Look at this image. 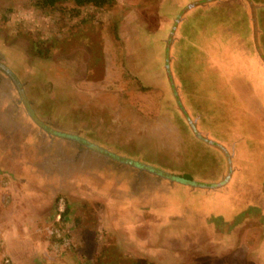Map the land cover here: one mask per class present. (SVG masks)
<instances>
[{"label":"rangeland","instance_id":"obj_1","mask_svg":"<svg viewBox=\"0 0 264 264\" xmlns=\"http://www.w3.org/2000/svg\"><path fill=\"white\" fill-rule=\"evenodd\" d=\"M165 1L0 0V264H264V0ZM104 88L141 120L98 150L69 122Z\"/></svg>","mask_w":264,"mask_h":264},{"label":"crops","instance_id":"obj_2","mask_svg":"<svg viewBox=\"0 0 264 264\" xmlns=\"http://www.w3.org/2000/svg\"><path fill=\"white\" fill-rule=\"evenodd\" d=\"M167 1L168 0H166L165 2H167ZM175 1H177V0H175ZM134 46H136V49H137V44H135ZM139 46H142V45L139 44ZM106 75H107V73H106ZM104 76H105V73L102 74V75H98V77H90V78H88V81H91V82L92 81H97V82L99 81L100 82L101 80H104L103 79ZM85 81H87V80L85 79ZM124 81H125L124 88L126 87V85H128V87L134 85L136 87V92H145L147 90V89L146 90H141L139 88L138 81L142 85H143V83L141 82V80L139 78H137L136 76L130 74L126 68H124L123 71H122V82H124ZM99 84H101V83H99ZM97 86H100V85H97ZM143 86L146 87L145 85H143ZM89 93H90L91 97H86V98H89V100L85 102L86 105L88 106V104L96 103L98 106L97 107H95V106L94 107H90V110L88 109L86 111L87 113H86L85 116L83 115V113L79 112V111H81L79 109H78L79 110L78 113L74 112L73 114H77V116H78V118L74 119V121H76L77 123H76V125H74L73 123H75V122H72V123L69 122L70 123L69 128L75 129V130L83 129L84 132H85V136L88 138L86 142H88V145H90V146H99V145H97V142L95 141V139H99V140L102 141V143H104L102 136L103 135H107L105 133V130H109L110 129L109 127L114 128V129H116L118 131L117 126L120 125L119 129H123L124 130L125 128H127L126 124H125L126 122H131L132 123V116L133 115L136 114V118H138L139 116L141 117V113L137 112V110L131 104H129V102L126 100L127 94H130L128 92V89H126L125 91L124 90L119 91V90H116V89H106V88H104V89H93V91L92 92L90 91ZM103 98L105 100L101 101L100 99H103ZM94 99H99L100 101H93ZM81 102L83 103L82 100H81ZM83 108H85V107L83 106ZM176 112H177V115H178L180 112H182V110L179 109ZM67 114L64 113L61 116H64V118H65V117H67ZM125 115H127L128 118L125 119ZM177 118H178V116H177ZM136 120L140 121L141 119L138 118ZM118 121H119V124H118ZM121 122L123 123V125H122ZM180 127L183 128V125H182L181 121H180ZM124 131H126V130H124ZM108 135H109V136H107V141L108 142L105 141V143L109 144L110 146L111 145H115V143H117V141H122V140L119 139L118 135L115 134L114 132H111ZM122 144H124V142ZM125 145H127V144H125ZM112 155L116 156L114 154H112ZM112 155H111V158L116 159V161L120 160V159H118L119 158L118 156L113 157ZM120 161H123V160H120ZM103 178H105V177H103ZM108 184L109 183H107L104 186L103 190H105V187L106 188L109 187ZM263 190H264V188H263ZM27 206L28 205H8V208H12L13 213L16 212V210H17L20 213V215H23V211L24 210L27 211V209H26ZM32 207H38V205H32ZM21 225H23V227L25 228V222H24V224L21 223ZM43 226H46V224L45 223H41V221H39L37 218H34L32 223L29 222V226L27 227V232L29 233L30 238L31 239H36L37 231L39 229H41V227H43ZM154 226H156V224H154ZM166 226H170V225H166ZM20 228H22V227H20ZM15 229H16L17 232L19 231L18 227H15ZM179 230L181 232H183V233H181V235L187 241H190L193 238H195L196 241L205 240V232H206L205 228L204 229L200 228L199 230H197V229L194 230L193 229L192 233L191 232L188 233L189 235L185 234V233L188 232L187 229H184L182 227ZM153 231H154V234L156 235L157 228H154ZM213 234H215V233H213ZM150 235L152 236L153 234H150ZM190 236H192L193 238H189ZM220 239H222V238H219V240ZM124 240L125 241L126 240L127 241L128 240L129 241L130 240L137 241V240H140V239L139 238H135V234L132 233L130 235V239L127 236V238L124 239ZM219 240L216 239V244H218V242L222 243ZM213 241H215V238H214ZM221 246L222 245H216V247L219 248V249H220ZM244 247H246V246L244 245ZM234 249H235V247H234ZM245 250H247V249L245 248ZM223 252H226V254H229L231 252L233 253L234 250L231 251V249H228V248H226L225 250H221L219 252H218V250H216V256L215 257L216 258L217 257L224 258V260H223L224 263H229L230 259L232 257L230 255H232V253L226 256V255H223ZM138 256H139V254H138ZM202 257H204V256H202ZM248 261H249V264H253L252 258H251V260H248ZM196 264H200V260L199 259H197Z\"/></svg>","mask_w":264,"mask_h":264},{"label":"trees","instance_id":"obj_3","mask_svg":"<svg viewBox=\"0 0 264 264\" xmlns=\"http://www.w3.org/2000/svg\"><path fill=\"white\" fill-rule=\"evenodd\" d=\"M43 7H57L58 5H61L65 2H73L75 7L73 8L76 12V14L79 13V8L85 7V6H93L96 8H103L106 6H114L117 2V0H37ZM70 45V44H69ZM48 46V45H47ZM70 49L73 48V46L69 47ZM45 56H48L47 54ZM93 77V75H91ZM139 88L141 90H146L147 88L144 87L139 81Z\"/></svg>","mask_w":264,"mask_h":264},{"label":"water","instance_id":"obj_4","mask_svg":"<svg viewBox=\"0 0 264 264\" xmlns=\"http://www.w3.org/2000/svg\"><path fill=\"white\" fill-rule=\"evenodd\" d=\"M34 118L36 119V121H37L38 123H42L40 120H38V118H37L35 115H34ZM92 147H94V148L100 150V148H98L97 146H92ZM105 153H106V152H105ZM112 156H113V155H112ZM113 157H116V156H113ZM118 159L123 160V161H126L124 158H121V157H119Z\"/></svg>","mask_w":264,"mask_h":264},{"label":"built area","instance_id":"obj_5","mask_svg":"<svg viewBox=\"0 0 264 264\" xmlns=\"http://www.w3.org/2000/svg\"><path fill=\"white\" fill-rule=\"evenodd\" d=\"M61 208H62V206L60 207V209H61ZM8 264H11V263L8 262Z\"/></svg>","mask_w":264,"mask_h":264}]
</instances>
